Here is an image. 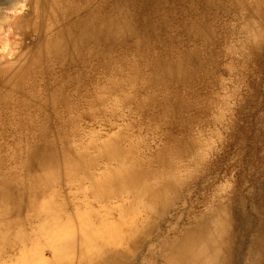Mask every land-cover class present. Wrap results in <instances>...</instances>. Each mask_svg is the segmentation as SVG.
Returning a JSON list of instances; mask_svg holds the SVG:
<instances>
[{"label": "bare ground", "instance_id": "6f19581e", "mask_svg": "<svg viewBox=\"0 0 264 264\" xmlns=\"http://www.w3.org/2000/svg\"><path fill=\"white\" fill-rule=\"evenodd\" d=\"M96 1L0 0V264H264V185L259 207L231 191L179 229L168 214L201 177L198 158L182 177L159 154L141 161L120 133L82 136L73 120L54 136L50 110L69 114L70 99L35 81L125 36L127 8ZM241 31L264 50V0H248ZM112 92L97 89L86 116L117 117L131 99Z\"/></svg>", "mask_w": 264, "mask_h": 264}, {"label": "rangeland", "instance_id": "374dc122", "mask_svg": "<svg viewBox=\"0 0 264 264\" xmlns=\"http://www.w3.org/2000/svg\"><path fill=\"white\" fill-rule=\"evenodd\" d=\"M211 1L207 7L202 0H97L104 12L127 8L119 28L125 36L111 51L85 56L65 77L55 66L35 81L47 98L63 89L70 99L69 114L50 110L55 137L64 138L62 125L74 120L82 136L120 133L136 144L141 161L159 154L182 177L195 158L201 161L198 182L168 214L179 229L231 191L259 207L264 185V50L247 45L241 31L248 0ZM66 76L81 83L66 86ZM103 87L114 91L105 99L131 101L101 121L86 115Z\"/></svg>", "mask_w": 264, "mask_h": 264}]
</instances>
